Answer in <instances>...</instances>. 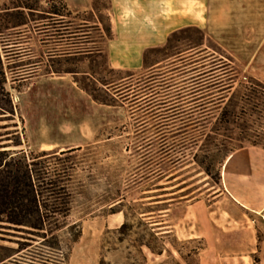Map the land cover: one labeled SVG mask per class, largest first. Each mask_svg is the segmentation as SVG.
<instances>
[{"label": "rangeland", "instance_id": "rangeland-1", "mask_svg": "<svg viewBox=\"0 0 264 264\" xmlns=\"http://www.w3.org/2000/svg\"><path fill=\"white\" fill-rule=\"evenodd\" d=\"M17 2L0 0V23L8 24L5 8L15 10ZM28 2L37 8L26 10L28 24L0 34L1 49L2 37L23 41L21 50L11 48L9 55L1 51L5 92L17 108L15 118L0 116V125L12 127L17 121L20 133L12 136V144L26 141L28 157L41 154L33 148L42 143L58 144L35 167L46 181L56 180L55 173L60 172V184L67 190L60 201H67L68 209L62 207L43 230L0 222V261L28 245L15 255L18 262L9 259L3 264H144L142 245L159 250L165 244L143 216L168 207V203L147 204L149 199L144 198L158 192L146 190L159 187L155 185L159 182L163 186L182 182L179 187H188L174 197H212L220 187L227 156L240 146H253L252 140L264 143V80L240 75L235 60L199 30L178 33L169 49L150 53L146 68L131 76L111 71L101 51L104 26L109 24L108 0L93 1L101 9L94 17L101 22L98 26L51 13L54 7L65 13L59 0ZM191 39L202 44L195 47ZM84 57H89L85 63ZM40 60L41 67L34 72ZM34 73L64 75L76 85L62 90L33 83ZM2 79L0 75V84ZM244 84H252L253 89ZM94 88L110 104L96 101L90 93ZM8 98L0 94V107L7 112ZM60 113L72 121L64 137L58 133ZM43 117L47 138L41 130ZM88 119L86 129L94 131V137L82 139L81 123ZM60 148L62 153H53ZM45 165L50 173H45ZM171 178L175 179L168 182ZM118 212L125 214L127 226L108 228L106 218ZM175 212L174 218L182 217L185 207ZM259 230L261 237V224ZM164 240L175 251L168 250L150 264L198 263L202 240H180L173 234Z\"/></svg>", "mask_w": 264, "mask_h": 264}, {"label": "crops", "instance_id": "crops-1", "mask_svg": "<svg viewBox=\"0 0 264 264\" xmlns=\"http://www.w3.org/2000/svg\"><path fill=\"white\" fill-rule=\"evenodd\" d=\"M93 1L65 0L68 10L72 13L71 17L79 19L85 23L84 25L98 26L101 22L94 18L97 17V12L93 8ZM108 2L109 7L106 11L113 36L108 37L105 34L102 37L104 46L101 51L106 55L109 69L133 75L146 68L144 62L146 48L165 44L168 36L175 30L195 26L235 60L240 75L264 80V0H108ZM92 12L94 13L92 17H80ZM31 39L33 38L28 37V41ZM29 54L34 57V52ZM88 59L89 57H84L82 62L85 63ZM42 62L40 60L34 65V72L38 73ZM35 75L36 73H34L36 80L33 83L53 84L62 87V90H66L68 85L71 87L76 85L73 81L69 82L68 77L64 75ZM12 106L13 111L9 112L0 107L2 111L0 116L15 118L17 106L13 102ZM89 117L90 120L94 119V113ZM42 119L44 121L42 135L47 138L45 118ZM13 121L12 127L0 125V133L2 130L14 129L13 132L0 134V151L26 154L28 151L26 141L12 144V136L20 133L17 121ZM88 123L89 119L81 123L82 139L94 137V131L86 129ZM69 124H72V121L60 113L58 117L60 137H64L69 131L71 127ZM57 146L56 143H42L33 149L42 153L54 150ZM63 149L55 152L60 153ZM174 179L171 178L168 182ZM180 183L163 186L159 182L155 184L159 187L146 190L158 192L144 198L149 199L147 204L157 206L168 203V207L146 212L143 216L154 235L165 244L162 253L153 252L142 245L146 257L144 264L155 262L168 250L175 251L174 248L170 249L164 240L170 234L180 240H202L203 246L197 252L198 264H264L263 147L243 146L227 156L221 170L220 187L214 190L210 198L204 196L189 198L188 195L174 197L188 187H179ZM167 189L175 190L166 192ZM168 195L172 197L164 198ZM184 207L182 217L174 218L175 211ZM120 213L122 212L111 215L116 217ZM122 214L125 222L126 216ZM111 215L106 218L108 228H113L110 226ZM259 224L263 229L261 237ZM13 257L15 255L1 260L0 264L9 259L13 260Z\"/></svg>", "mask_w": 264, "mask_h": 264}, {"label": "trees", "instance_id": "trees-1", "mask_svg": "<svg viewBox=\"0 0 264 264\" xmlns=\"http://www.w3.org/2000/svg\"><path fill=\"white\" fill-rule=\"evenodd\" d=\"M59 2L62 5V8L65 11V13H60V10H58L56 7L52 8V11L50 12L61 16L71 17L72 13L68 10V6L66 5L65 0H59ZM108 7H109V2H108ZM108 7L106 9H108ZM14 8L15 10H12L13 7L5 8L6 13H8V15L6 16V20L8 21V24L3 25L2 23H0L1 35H4L3 29H12V28L18 29L22 26L27 25L28 19L26 15V10L30 13L37 9L33 4L28 2V0H18V2L15 3ZM93 8L96 10L97 14L101 12L99 5L95 2H93ZM104 30H105V34L108 37L113 36L110 23L104 26ZM192 30H199L205 36L204 32L200 28L195 26H188L175 30L168 36V39L165 44L161 46H152L145 49L144 51L145 64H148L150 53L161 49H165V50L169 49L171 47L174 37L178 33L188 32ZM2 39L3 40H1V42L3 48L2 49L0 48V75H2L3 79L0 84L1 85L0 94H2L5 97H9L7 99V102L9 103L11 111H13L10 95L8 92H5L6 91L5 83L7 81L4 71V64L2 62L1 51L4 50V52L7 53V55H9L8 52L11 51V48L18 47L17 49L21 50L23 49V41H18L19 38L12 39L8 36L2 37ZM191 41H195V40L191 39ZM194 43H197L195 47L202 44V42H197V41H195ZM182 52L183 51L179 53ZM110 70L116 71L113 69ZM234 82L235 81L230 82L229 85L227 86L229 90L234 87ZM243 86L246 89H250V90L253 89L252 84H248V85L244 84ZM96 91H97L96 88H94V91L90 92L96 101H101L103 103L110 104L109 98L99 97V95L95 93ZM246 99L248 98L246 97ZM228 114L229 112L226 107L222 112V118L226 119ZM239 141L242 142L243 140H239ZM251 143L253 146L264 147V143L262 144L258 140H252ZM51 154L52 153L49 152H42L39 155H35L34 153H32L31 157H28V155L22 152H17V151L10 152L5 150L0 151V222L7 221L8 223L13 225L29 226L36 230H43L45 226H47V223L50 224L52 223V218L56 215V213L60 212L62 207H66L67 201H60L61 196L67 195L66 186L60 184V182L62 181V179H60L61 176L60 172H56L57 170H54V172H56L55 175H57V179L56 180L49 179L48 181H46L45 179H42V176H39L40 170H38V168L35 167L39 164V162L37 161L46 159ZM43 168H45L46 170L45 173L51 172L49 171V168L46 167V165ZM205 171L210 174L211 171L210 166H206ZM50 198H56V199L50 202L49 200ZM66 209L68 208L66 207ZM126 226L127 223L124 222L119 227V229L122 230ZM56 227L60 228L58 224H56ZM26 247H28V245ZM26 247H19L17 252L12 254L11 256L20 255V253L23 250H25ZM149 248L153 252L162 253L163 251V247H161L159 250H156L152 246H149ZM21 256L26 258V256L24 255ZM13 258H14L12 260L13 262L19 261V259L16 256Z\"/></svg>", "mask_w": 264, "mask_h": 264}, {"label": "bare ground", "instance_id": "bare-ground-1", "mask_svg": "<svg viewBox=\"0 0 264 264\" xmlns=\"http://www.w3.org/2000/svg\"><path fill=\"white\" fill-rule=\"evenodd\" d=\"M46 148H51V147H44ZM124 222V218H123V214L120 213L118 216L114 217L113 215H111L110 217V226L111 227H119L122 225V223Z\"/></svg>", "mask_w": 264, "mask_h": 264}]
</instances>
